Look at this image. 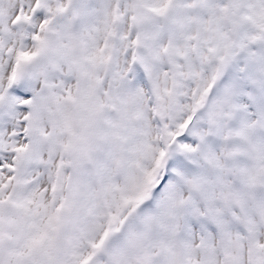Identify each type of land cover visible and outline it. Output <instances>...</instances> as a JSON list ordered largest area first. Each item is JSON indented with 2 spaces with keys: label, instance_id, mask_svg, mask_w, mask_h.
I'll list each match as a JSON object with an SVG mask.
<instances>
[{
  "label": "snow or ice",
  "instance_id": "obj_1",
  "mask_svg": "<svg viewBox=\"0 0 264 264\" xmlns=\"http://www.w3.org/2000/svg\"><path fill=\"white\" fill-rule=\"evenodd\" d=\"M0 264H264V0H0Z\"/></svg>",
  "mask_w": 264,
  "mask_h": 264
}]
</instances>
